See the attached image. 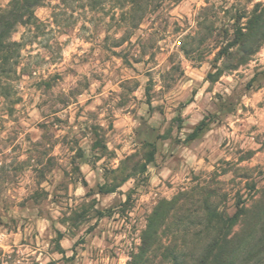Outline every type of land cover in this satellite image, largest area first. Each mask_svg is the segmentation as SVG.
Returning <instances> with one entry per match:
<instances>
[{
	"label": "clouds",
	"instance_id": "1",
	"mask_svg": "<svg viewBox=\"0 0 264 264\" xmlns=\"http://www.w3.org/2000/svg\"><path fill=\"white\" fill-rule=\"evenodd\" d=\"M41 3L33 21L45 35L34 37L36 29L29 25L32 31L20 27L5 42L36 58L27 45L41 51L33 41H48L50 53L41 52L40 58L49 64L55 60L52 67L62 79L53 82L44 98L60 109L62 118L79 113V119L59 125V132L57 127L47 129L68 142L53 138L55 166L42 181L39 172L48 156L37 164V155L28 148L31 141L24 140L33 131L25 121L34 125L39 118L27 120L18 111L17 124L0 133V164L31 157L19 183L0 189V264H173L167 249H191L206 235L166 231L174 219H202L225 209L231 210L229 219L235 218L225 239L240 241L225 259L229 264H264V152L261 167L241 165L231 140L226 154L217 151L219 141L209 139L211 133L205 136L216 117L219 123L234 110L228 118L235 123L242 104L254 107L264 101V0ZM8 4L2 0L0 8ZM177 25L179 31H174ZM249 47H255L254 53L245 52ZM48 67L37 69L34 78L46 79L42 74ZM67 68L77 74L65 73ZM249 81L251 89L246 90ZM256 114L264 119V107ZM45 122L51 123L50 115ZM182 125L184 131H179ZM10 136L19 138L8 146ZM33 139L40 140V135ZM15 144L23 151L12 152ZM151 147L157 159L145 171ZM240 147L261 145L245 140ZM169 152L171 157L161 161ZM221 157L230 163L216 165ZM221 168L227 174L216 181L214 172ZM239 173L246 176L241 179ZM213 184L218 193L229 192L227 208L218 195L205 198ZM106 185L114 190L101 196L97 189ZM37 192V203L28 200L23 212L17 209ZM74 253L75 259H69Z\"/></svg>",
	"mask_w": 264,
	"mask_h": 264
},
{
	"label": "rangeland",
	"instance_id": "2",
	"mask_svg": "<svg viewBox=\"0 0 264 264\" xmlns=\"http://www.w3.org/2000/svg\"><path fill=\"white\" fill-rule=\"evenodd\" d=\"M0 2H2V0H0ZM98 4H99V0H93L94 6H98ZM41 8H43V5L37 7L35 9V12ZM2 9L3 8H0V10ZM36 18L37 20L39 19L38 16ZM42 23L43 22L41 21V24ZM53 23H56V21L53 20ZM31 26L36 29L34 33V37L45 35V31L42 27H40V25L35 24ZM20 27H23L25 31H32V27H29V25L27 26L20 25L15 29L14 32H18ZM174 31H179V25L175 27ZM223 35L226 37L227 33L225 32L223 33ZM21 36L23 37V33H21ZM33 42L35 43L36 48H39L41 51H35V49L31 47V45H27V47L29 48V53L32 52L35 53L36 58L41 57V52L50 53L51 45L48 43L47 40L35 39ZM182 43L183 41H181V44ZM113 46L115 47L118 45L114 42ZM20 53H21V65L25 67L26 73L14 82L10 96L7 99H4L0 96V113H3V115H0V133H2L3 130L7 128L9 125L17 124L18 118H16V113L18 111L23 112L27 117V120H33L34 116L39 118L34 125H27V122L25 121V125L27 127H31L33 131L28 132L24 136V140L25 142L31 141V143L28 145V148L32 153H35L37 155V160H36L37 164H41L42 158L48 156L47 164L39 172L42 181L45 175V171L47 170L50 171L55 166V153L57 152V146L56 143L52 142L53 138H55L59 143L68 142L66 137L64 140H60L59 136L56 133L50 134L47 131V129L57 127L58 132L62 131L61 129L58 128V126L61 124L75 122V120L79 119V113L76 114L75 118H73V116L70 113L66 117L62 118L59 115L60 109L52 107L49 104V100L44 98L48 95L52 87H54L53 82L62 79L61 73L58 70H56L54 67H52V65L56 63L55 60H52V63L49 64V60H44L42 58L36 59L31 55L25 57L24 53L21 50ZM69 55L72 54L69 53ZM117 58L119 59V57ZM49 59L51 60L50 55H49ZM46 64H48L49 67L45 69V73H43L42 75H46L47 78L35 79L34 76L36 70L43 68L44 65ZM86 68H87V62L85 61L84 69ZM33 71H35V73H33ZM64 71L69 75L77 74L76 70L73 68H67L64 69ZM253 79H255V77ZM120 87H123V85H120ZM245 89L246 90L251 89V81L245 84ZM128 90L131 91V89ZM69 94L71 95V93ZM217 95H219V93H217ZM57 102L63 104L65 108L69 107V105L66 104L63 99L58 98ZM86 103H90V101H87ZM118 106L122 107L123 102H120ZM261 107H264V101H259L254 107L246 104H242L240 106L239 114L236 115L235 123H233L232 120L228 118L234 114V110L229 111L228 116H226L225 119L223 121H220L219 123L216 122V120L219 119L218 117H216L212 121V123L215 124V127L213 128L209 126L208 131L205 133V136H208V134L211 133L209 139H211L212 141H219V147L217 149L218 152L226 153V146L231 147V145L229 144V141L231 140L232 144L236 145L235 155L238 157V163L249 167L251 166H255L257 168L261 167V164L258 163V161L260 160V154L264 152V119H262L259 115L256 114L257 110ZM49 115L51 116V123H46L45 118ZM5 117L7 119H5ZM19 119H23V117ZM245 125H246V130H245ZM93 131L95 133V128L93 129ZM179 131H184L183 125L181 126ZM35 134L40 135V140L33 139V136ZM167 135L168 134L166 133V136ZM241 137H243L244 139H240ZM18 138H19L18 136L15 137L10 136L8 139V146L14 144L16 139ZM164 138L165 137H160L159 139H164ZM245 140H248L250 144H260L261 147L256 149H253L252 147H248L247 149L240 147V145L243 144ZM175 143L179 145L180 141L177 140L175 141ZM18 149H21V145L15 144V147H12V152H17ZM21 151L23 150L21 149ZM69 151H72V149H69ZM81 154H82V149L80 150V152L77 153V156L79 157ZM171 155H172L171 152H169L167 155L162 154L160 156V159L161 161H165L169 159ZM184 158L185 157H178L177 159L180 160ZM156 159H157V155L155 150L153 161ZM208 162L209 161L207 159L204 160V163L207 164ZM30 163H31V157L29 158V160L20 161L19 163L13 160L7 164H0L3 167L2 169H0V189H2L4 185L18 184L19 173L23 172ZM229 163L230 161H226L223 157H221L216 161V165L226 166ZM216 165H213V169L216 168ZM146 170H147V166L145 171ZM74 171L76 170L74 169ZM77 171H79V169H77ZM226 174H227L226 169L221 168L218 171L214 172L213 179L216 181H220V177ZM245 176L246 173L238 174V177L241 179H243ZM84 183L87 184V178H85ZM226 183L230 184L233 183V181L229 180ZM206 191H208L210 194L213 195L212 198L218 195L220 199L224 201L225 208H227V201L229 195L228 191H220L218 193L217 186L215 184L210 186ZM108 193H100V194L101 196H104L107 195ZM46 195L47 194L45 193V197ZM237 195H239V193H237ZM39 198H40L39 192L33 193L32 197H28L25 200H21L16 207L19 211L23 212L27 206L28 200H32L33 203H37L39 201ZM129 199H131V197H129ZM225 210L228 213H231V210L229 209H225ZM37 214L41 216V218H43L41 213H37ZM99 219L103 220L104 216ZM0 223H2V221H0ZM10 223L15 224L16 223L15 219L10 220ZM178 227L181 228V231L177 230ZM197 229H199V225L196 224V221L194 219L193 220L189 219L185 222V224L184 223L179 224L178 222L174 221L173 224L169 225V227L166 228L165 230L166 231L175 230L183 235H188L190 232L199 234L200 232L197 231ZM20 231H22V228L20 229ZM17 235H19V232H17ZM20 242L21 244L25 243V241L23 240H21ZM80 243H83V241H81ZM194 249L195 247L191 249L182 250L181 257L184 256L187 259H190L191 257H193L195 253ZM13 255H17V253H13ZM75 255L76 254L74 253L73 257L69 259L74 260Z\"/></svg>",
	"mask_w": 264,
	"mask_h": 264
},
{
	"label": "trees",
	"instance_id": "3",
	"mask_svg": "<svg viewBox=\"0 0 264 264\" xmlns=\"http://www.w3.org/2000/svg\"><path fill=\"white\" fill-rule=\"evenodd\" d=\"M41 5V0H10L8 7L0 10V96L4 99L10 96L14 82L26 73L25 67L21 65L20 49L16 48L17 46L7 44L5 41L15 31L17 24L19 26L35 25L33 21L35 9ZM24 16H28V19H23ZM254 51L255 47L245 49L247 54H252ZM154 154L155 148L151 147V150L146 153V164L142 166L144 170L147 164L153 161ZM2 168V165H0V169ZM112 190L114 189L107 185L98 188L100 193H108ZM204 195L206 199H211L213 196L208 191ZM161 215H167V213ZM230 215L231 213L226 210L219 214H216L213 210L202 219H194L196 224L199 225L197 231L206 235L204 240L195 247V253L190 259L184 256L181 257L182 250L175 247L167 249L166 255L171 257L173 264H229L225 258L231 255L240 242L239 240L228 241L225 239V235L230 231L235 219H229ZM103 216V213L99 214V218ZM185 220L187 221L189 218L176 217L174 219L179 224H185ZM160 223L161 221L158 218L154 222V226L159 228ZM177 230L181 231V228L178 227ZM148 239L150 241V237ZM251 247L256 248L257 244H253ZM49 264H52V262H49ZM258 264H261V262H258Z\"/></svg>",
	"mask_w": 264,
	"mask_h": 264
}]
</instances>
